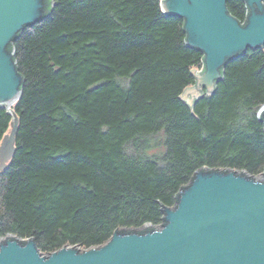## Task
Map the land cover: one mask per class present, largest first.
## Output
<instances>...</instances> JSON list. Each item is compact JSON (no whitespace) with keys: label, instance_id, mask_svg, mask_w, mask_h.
<instances>
[{"label":"trees","instance_id":"1","mask_svg":"<svg viewBox=\"0 0 264 264\" xmlns=\"http://www.w3.org/2000/svg\"><path fill=\"white\" fill-rule=\"evenodd\" d=\"M12 41L22 93L0 172V239L43 254L163 223L201 169L264 171V46L226 62L215 91L180 99L204 55L161 0H47ZM245 24L243 0H227ZM11 117L0 108V141Z\"/></svg>","mask_w":264,"mask_h":264},{"label":"water","instance_id":"2","mask_svg":"<svg viewBox=\"0 0 264 264\" xmlns=\"http://www.w3.org/2000/svg\"><path fill=\"white\" fill-rule=\"evenodd\" d=\"M226 1L161 0L165 15L183 19L186 45L204 55V70H191L194 85L180 95L190 108L215 91L227 61L264 46V0H243L245 24L228 14ZM47 13V0H0V108L11 117L0 141V172L14 155L18 127L7 106L23 84L10 45ZM257 117L264 123V105ZM0 264H264V171L256 180L242 171L201 169L165 209L161 225L116 230L101 246L43 254L33 239L9 236L0 242Z\"/></svg>","mask_w":264,"mask_h":264},{"label":"rangeland","instance_id":"3","mask_svg":"<svg viewBox=\"0 0 264 264\" xmlns=\"http://www.w3.org/2000/svg\"><path fill=\"white\" fill-rule=\"evenodd\" d=\"M256 180H261V175L255 176ZM2 241V238L0 239V242Z\"/></svg>","mask_w":264,"mask_h":264},{"label":"bare ground","instance_id":"4","mask_svg":"<svg viewBox=\"0 0 264 264\" xmlns=\"http://www.w3.org/2000/svg\"><path fill=\"white\" fill-rule=\"evenodd\" d=\"M12 106H13V104H11V105L7 106V108H8V110H9V111H11V110H12V109H11V108H12Z\"/></svg>","mask_w":264,"mask_h":264}]
</instances>
